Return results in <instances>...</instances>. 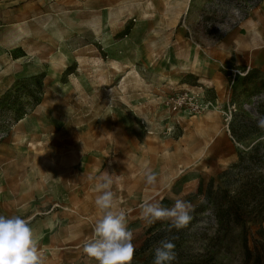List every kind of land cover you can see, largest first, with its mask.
I'll return each instance as SVG.
<instances>
[{"label":"rangeland","instance_id":"obj_1","mask_svg":"<svg viewBox=\"0 0 264 264\" xmlns=\"http://www.w3.org/2000/svg\"><path fill=\"white\" fill-rule=\"evenodd\" d=\"M263 1L0 0V99L45 75L36 107L0 109V215L30 222L45 264H97L83 245L106 172L132 264H153L164 238L175 245L169 264H264V69L235 75L248 67L222 48ZM186 88L214 107L173 115L168 100ZM175 199L194 206L187 227L142 218L143 202Z\"/></svg>","mask_w":264,"mask_h":264},{"label":"clouds","instance_id":"obj_2","mask_svg":"<svg viewBox=\"0 0 264 264\" xmlns=\"http://www.w3.org/2000/svg\"><path fill=\"white\" fill-rule=\"evenodd\" d=\"M257 126L264 129V117L258 119ZM145 175L148 184L156 182V174L151 170ZM98 180L96 191L99 194L95 205L101 215L95 222L92 238L83 245V252L97 264H132L135 253L133 233L127 226L124 210H114L117 205L111 190V175L106 172ZM140 208L143 219L149 223L168 221L170 229H183L193 219L194 206L183 199H175L171 207L145 201ZM174 248L170 239H161L154 249L153 264H169L175 258ZM0 264H45L34 229L20 215H0Z\"/></svg>","mask_w":264,"mask_h":264},{"label":"crops","instance_id":"obj_3","mask_svg":"<svg viewBox=\"0 0 264 264\" xmlns=\"http://www.w3.org/2000/svg\"><path fill=\"white\" fill-rule=\"evenodd\" d=\"M226 62L264 69V1L222 41Z\"/></svg>","mask_w":264,"mask_h":264},{"label":"trees","instance_id":"obj_4","mask_svg":"<svg viewBox=\"0 0 264 264\" xmlns=\"http://www.w3.org/2000/svg\"><path fill=\"white\" fill-rule=\"evenodd\" d=\"M45 75H32L28 78H24L22 80H18L12 89L7 90L3 97L0 99V109L1 110H14V112L18 115H24L28 112V104L30 103L33 109L36 107L41 101V93H42V83ZM27 98V99H26ZM199 193L203 192V184L201 183L198 189ZM222 190L213 191L212 182H210L209 188L207 189L205 195L208 199L213 198L214 204L217 206L219 210V206H222L220 200L224 196L221 194ZM229 208V207H228ZM230 209H226L225 212H228ZM231 211V210H230ZM221 212V210H219ZM229 213V212H228ZM235 214L237 211L234 212ZM231 215V212L228 214ZM243 232L245 233L247 230L246 223L242 224ZM246 249V253L251 255V251L247 244H244Z\"/></svg>","mask_w":264,"mask_h":264},{"label":"built area","instance_id":"obj_5","mask_svg":"<svg viewBox=\"0 0 264 264\" xmlns=\"http://www.w3.org/2000/svg\"><path fill=\"white\" fill-rule=\"evenodd\" d=\"M250 71L248 67L245 70H234L235 75L237 73L241 75H247ZM169 110L173 115H198L211 107H214L213 101L209 100L205 95L200 92H196L192 89L186 88L175 91L168 100ZM179 122V121H178ZM173 124H177L173 121ZM168 132H172L175 127H168Z\"/></svg>","mask_w":264,"mask_h":264}]
</instances>
